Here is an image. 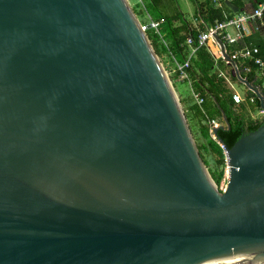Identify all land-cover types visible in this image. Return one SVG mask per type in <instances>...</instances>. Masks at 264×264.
Segmentation results:
<instances>
[{
	"label": "water",
	"instance_id": "obj_1",
	"mask_svg": "<svg viewBox=\"0 0 264 264\" xmlns=\"http://www.w3.org/2000/svg\"><path fill=\"white\" fill-rule=\"evenodd\" d=\"M221 120L219 191L127 0H0V264H264V120Z\"/></svg>",
	"mask_w": 264,
	"mask_h": 264
},
{
	"label": "trees",
	"instance_id": "obj_2",
	"mask_svg": "<svg viewBox=\"0 0 264 264\" xmlns=\"http://www.w3.org/2000/svg\"><path fill=\"white\" fill-rule=\"evenodd\" d=\"M192 1L195 5L194 16L199 19V25H194L193 23L187 21L183 14L178 11L176 13L161 17L162 22L159 26L158 32H155L151 28H146L145 34L149 39L153 50L160 59L164 69L168 73V78L177 94L201 159L207 167L208 173L211 176L213 182L218 187L224 174V151L221 145L215 139H212L209 136L208 128L205 123L200 124L199 127V132L203 140L201 143H196L195 136L197 133L193 129L194 126L190 121L189 114L186 109L187 107L185 101L187 96L182 95L181 90L177 85V81L179 79H177L176 72L172 71L173 66H166L162 61L161 54L164 51L168 55L172 54L175 56L177 61L183 62L189 52V46L185 42V39L188 35L192 36L195 40L198 33L204 30L207 26H213L216 22H221L231 17L233 12L231 8L227 6V3L233 5L237 11H240L239 9H241L244 4L240 0ZM152 2L153 0H147V3L145 4V8L148 13V5ZM262 2H264V0H254L252 5L255 7L258 3ZM135 14L142 18L141 8L138 9ZM153 18H159V16ZM175 22H179V24L175 25ZM162 39L164 40L165 44ZM193 45L196 46V49L190 60V67L188 69L191 87L205 100L203 103V108L210 118L217 119L222 123L221 112L225 113V116L229 122V127L227 128L226 126H223L218 128L217 137L222 140L224 145L230 147L240 137L241 134L256 129L264 120V115L261 118H251L249 116L245 117L240 112V109L234 106L235 102L232 99V91L230 90L224 77L220 76V70L216 68L217 65L218 67L219 65L222 67V65L226 63L220 57L215 59L214 55L206 46H197L195 41ZM257 47L259 48V56L264 57V43H258ZM226 48L228 52L233 49V47L230 46H226ZM247 63L251 64L249 60L248 62H238V66L242 70L241 75L247 78L249 81L255 79L256 83L260 85L264 80V71L262 75H257L256 66L251 64L250 71L245 72L243 68ZM227 74L232 82H236V78L233 77L230 72ZM245 96H254V94L249 91H245ZM251 105L253 108L258 107V100L256 97ZM192 106H194V113L196 115H200V118L201 116L203 117V115L200 113V110L195 107L196 105L194 103L190 105V107ZM203 119L204 118H202V120ZM205 153H208L212 156L214 167L211 165L210 167L208 166L207 159L204 156Z\"/></svg>",
	"mask_w": 264,
	"mask_h": 264
},
{
	"label": "built area",
	"instance_id": "obj_3",
	"mask_svg": "<svg viewBox=\"0 0 264 264\" xmlns=\"http://www.w3.org/2000/svg\"><path fill=\"white\" fill-rule=\"evenodd\" d=\"M247 19L259 21L261 24H264V2L258 3L252 9L250 14H245V13L234 14L231 17L221 22H216L213 26H207L204 30L198 33L195 40L192 36L188 35L185 39L186 44L189 46V52L186 58L184 59L183 62L174 61L173 64L172 71L176 72L177 78L181 81L190 82V75L188 69L190 67V60L194 55L196 49V46L193 45L194 41L197 43V46H207L208 42H211L216 46V48L218 49L219 57L223 60V57L220 54L219 45L215 41L213 34H216L222 40L225 51L227 52L229 57L236 62L237 66H238V62H248L249 60L252 65L256 66V74L262 75L264 71V57L259 56V48L256 45L244 44L242 46H237V42L239 41V39H241L242 37H244L249 33V28L246 24ZM161 22L162 20H150L148 23L144 25L141 24V28L144 31L146 28H151L155 32H158ZM230 29H233V32H231ZM226 46L233 47V49L230 52H228ZM251 64L247 63L244 66L243 69L245 72L250 71ZM219 74L220 76L224 77V79L226 80L230 90L232 91V99L235 103H240L245 98L251 103L254 102L255 96H248V97L245 96V98H243L239 93L233 90L232 87L233 82L230 80L229 76L225 72L220 71ZM260 86L262 88L264 95V80L261 82ZM245 91L246 90L244 89V93ZM191 96L194 100V103L198 106L202 115L204 116V120L208 128L209 136L212 139H216L213 129L214 127L218 126L219 123L217 122V120H215L214 118H210L206 114L205 109L203 108L204 99L198 92L192 90ZM259 112L262 115H264L262 110H259ZM221 147L224 151L222 145ZM225 180L227 181V176ZM225 186H226V182H225ZM223 189L224 188H222V190Z\"/></svg>",
	"mask_w": 264,
	"mask_h": 264
},
{
	"label": "crops",
	"instance_id": "obj_4",
	"mask_svg": "<svg viewBox=\"0 0 264 264\" xmlns=\"http://www.w3.org/2000/svg\"><path fill=\"white\" fill-rule=\"evenodd\" d=\"M240 1L243 2V4H244V6L241 9H239L240 11H237L236 8L233 5L227 3V6L229 8H231V10L233 12V15L234 14H241V13L250 14L251 10L254 8V6L252 5V2L254 0H240ZM153 2H154V0H153ZM146 3H147V0H137V2L135 4L137 9L141 8V11H142V15L141 16L143 17V19H146V17H149L148 22L150 20H157V19L162 20L161 17L160 18L151 17V15L146 11V8H145V4ZM193 8H194V13H195V5H194V3L192 5V9ZM193 18H194V20H193L194 23L193 24L197 25V21L199 22V19L195 20L197 18L194 15H193ZM255 23L256 24L254 25V27H251V29L248 27L249 28V33L247 35H245L244 37H242L241 39H239V41L237 42V46H242L244 44L245 45H256L257 46L258 43H261V42L264 43V24H261L259 21H256ZM177 24H179V22H175V25H177ZM230 31L233 32V29H230ZM163 42H164V40H163ZM164 44H165V42H164ZM206 47L211 51V53L214 55L215 59L219 58L218 49L216 48V46L214 44H212L211 42H208ZM161 57H162V60L169 62V64H170L169 67L173 66L174 61L179 62V61H177V58H175V56H173L172 54L168 55L164 51L162 52ZM226 64H223L222 67L220 65L218 67V65H217L216 68L218 70H220L222 72H225L227 74L228 72H230L231 67L228 64L227 65ZM177 85H178L179 89L181 90L182 95L183 96H187L186 101H185L186 102V107H187L186 109H187V112L189 114L190 121L193 124L194 129H195V131L197 133L196 136L199 137L200 141H202L203 138L200 135L199 127H200V124H204V123L206 124V122H205L204 119L202 120V118H204V116L203 117L201 116V118H200V115H196L194 113V106L190 107V105H192L194 103V100H193V98L191 96V92L193 90L192 87H191V83L188 82V81H179L178 80L177 81ZM232 87H233V85H232ZM233 90L236 91L234 89V87H233ZM236 92L239 93L238 91H236ZM240 95H241V97L245 98V93L243 95L242 94H240ZM244 104L251 105L252 103L249 102L245 98L240 103H234V106H236L238 109H241L244 106ZM195 107L198 108L197 105ZM200 113H201V111H200ZM201 115H202V113H201ZM243 115L245 117L249 116L251 118H261L263 116L259 111H258L257 115H245V114H243ZM215 120H217V119H215ZM217 122L219 124H221V122H219V120H217Z\"/></svg>",
	"mask_w": 264,
	"mask_h": 264
},
{
	"label": "rangeland",
	"instance_id": "obj_5",
	"mask_svg": "<svg viewBox=\"0 0 264 264\" xmlns=\"http://www.w3.org/2000/svg\"><path fill=\"white\" fill-rule=\"evenodd\" d=\"M127 2L129 4V6L131 7V9H133L135 12L138 10L136 8V5H135L137 0H127ZM192 5H193L192 0H154V2H152L148 5V9H149V14L151 15V17H158L159 16V18L180 11L187 21L194 23L193 22V20H194V18H193L194 8L192 9ZM136 17L139 20L140 24H143V25L146 24L149 20V17H146V19H143V17L141 18L140 16H137V15H136ZM255 22L256 21H254V20L247 19L246 24L251 29V27H254V25L256 24ZM197 25H199L198 21H197ZM162 61L166 66L170 65L169 62L164 61V60H162ZM167 75H168V73H167ZM232 85L236 91H238L242 95L244 94V87L242 84H240L238 82H233ZM258 111H259L258 107L253 108L249 104H244V106L240 109V112L242 114H245V115H257ZM189 129H190V127H189ZM193 129H194V127H193ZM195 139H196V143H201L199 137L195 136ZM194 142H195V140H194ZM204 156L207 159L208 166L210 167V165H211L214 167L212 156L208 153H205ZM206 169H207V167H206ZM227 173H228V168H227V164L225 163L223 178L217 187L219 191H221L222 188L225 187V182H226L225 179H226ZM219 264H223V263H219Z\"/></svg>",
	"mask_w": 264,
	"mask_h": 264
},
{
	"label": "bare ground",
	"instance_id": "obj_6",
	"mask_svg": "<svg viewBox=\"0 0 264 264\" xmlns=\"http://www.w3.org/2000/svg\"><path fill=\"white\" fill-rule=\"evenodd\" d=\"M259 258H249V259H241V260H233V261H212V262H207L205 264H219V263H223V264H238V263H242V262H248L250 260H258Z\"/></svg>",
	"mask_w": 264,
	"mask_h": 264
}]
</instances>
